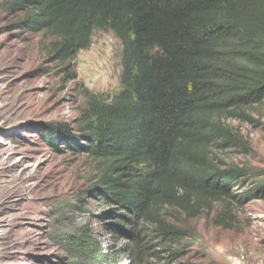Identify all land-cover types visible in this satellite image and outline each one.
Listing matches in <instances>:
<instances>
[{
	"label": "trees",
	"instance_id": "obj_1",
	"mask_svg": "<svg viewBox=\"0 0 264 264\" xmlns=\"http://www.w3.org/2000/svg\"><path fill=\"white\" fill-rule=\"evenodd\" d=\"M9 7L22 13L20 29L51 35L54 62L86 50L95 31L119 40L118 92L83 91L75 128L60 129L66 147L100 170L92 192L125 224L112 230L133 241L136 261L150 241L167 246L183 235L161 221L160 209L194 217L239 190L247 201L260 198L264 179L246 183V169H221L209 149L234 139L221 118L264 100V0H10ZM75 78L69 71L66 81ZM56 140L47 132L49 144ZM92 247L73 251V262L106 258Z\"/></svg>",
	"mask_w": 264,
	"mask_h": 264
},
{
	"label": "rangeland",
	"instance_id": "obj_2",
	"mask_svg": "<svg viewBox=\"0 0 264 264\" xmlns=\"http://www.w3.org/2000/svg\"><path fill=\"white\" fill-rule=\"evenodd\" d=\"M9 3L0 0V264H75L73 251L89 243L106 257L92 255L89 264H264V192L247 201L241 190L203 204L194 217L160 209L161 221L183 235L167 246L150 241L136 261L133 241L112 230L125 224L92 192L100 170L66 147L60 129L75 128L83 91L118 92L121 44L98 30L86 50L54 62L51 35L20 29L22 13ZM69 71L75 80L66 81ZM243 113L220 119L234 139L209 154L221 169H246L250 184L264 179V100ZM140 227L155 234L154 225Z\"/></svg>",
	"mask_w": 264,
	"mask_h": 264
},
{
	"label": "bare ground",
	"instance_id": "obj_3",
	"mask_svg": "<svg viewBox=\"0 0 264 264\" xmlns=\"http://www.w3.org/2000/svg\"><path fill=\"white\" fill-rule=\"evenodd\" d=\"M91 72V70L89 71V73ZM92 74H94V73H92ZM91 77V76H90Z\"/></svg>",
	"mask_w": 264,
	"mask_h": 264
}]
</instances>
